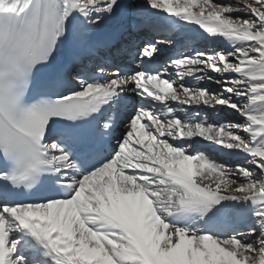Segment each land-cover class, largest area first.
<instances>
[{
  "label": "snow or ice",
  "instance_id": "1",
  "mask_svg": "<svg viewBox=\"0 0 264 264\" xmlns=\"http://www.w3.org/2000/svg\"><path fill=\"white\" fill-rule=\"evenodd\" d=\"M0 264H264V0H0Z\"/></svg>",
  "mask_w": 264,
  "mask_h": 264
},
{
  "label": "bare ground",
  "instance_id": "2",
  "mask_svg": "<svg viewBox=\"0 0 264 264\" xmlns=\"http://www.w3.org/2000/svg\"><path fill=\"white\" fill-rule=\"evenodd\" d=\"M199 46V45H197ZM173 53L171 52H163L161 57H159V59L164 60L167 58V56L172 55ZM216 88V85H213V89ZM203 110H201L202 112ZM210 118L213 120H227V119H232L235 120V117L232 116L230 113L227 112H222V114L218 117L216 114L214 113H210ZM213 115V116H212ZM123 130V127L120 128V131ZM197 150H201L204 151L207 155H209L211 158L218 160V161H225L228 163H231L233 161H241L242 159H239L236 156H228L223 154L220 150H218L216 148V146L214 145H210L207 142L204 141H199L196 145H195Z\"/></svg>",
  "mask_w": 264,
  "mask_h": 264
},
{
  "label": "rangeland",
  "instance_id": "3",
  "mask_svg": "<svg viewBox=\"0 0 264 264\" xmlns=\"http://www.w3.org/2000/svg\"><path fill=\"white\" fill-rule=\"evenodd\" d=\"M199 45V44H198ZM198 47H203V45H199ZM213 85H215V84H210V83H206L205 85H203V86H205V87H208V88H210V89H213ZM203 112V111H202ZM201 112V113H202ZM214 114H216V113H214ZM222 114V112H220L219 114H216L218 117L220 116ZM203 115H204V113H203ZM213 116V115H212ZM222 162H225V161H222ZM225 163H228V162H225ZM235 163H244V161L243 160H241L240 162L239 161H233V162H231V163H229V164H235Z\"/></svg>",
  "mask_w": 264,
  "mask_h": 264
}]
</instances>
